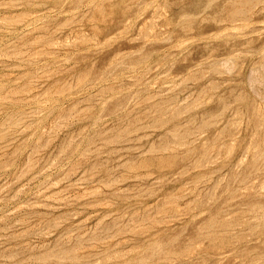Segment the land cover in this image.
<instances>
[{"label": "rangeland", "instance_id": "374dc122", "mask_svg": "<svg viewBox=\"0 0 264 264\" xmlns=\"http://www.w3.org/2000/svg\"><path fill=\"white\" fill-rule=\"evenodd\" d=\"M0 264H264V0H0Z\"/></svg>", "mask_w": 264, "mask_h": 264}]
</instances>
